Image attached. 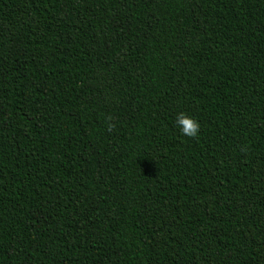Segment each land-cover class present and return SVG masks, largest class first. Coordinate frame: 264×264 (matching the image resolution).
<instances>
[{
	"label": "trees",
	"instance_id": "16d2710c",
	"mask_svg": "<svg viewBox=\"0 0 264 264\" xmlns=\"http://www.w3.org/2000/svg\"><path fill=\"white\" fill-rule=\"evenodd\" d=\"M0 264H264V0H0Z\"/></svg>",
	"mask_w": 264,
	"mask_h": 264
},
{
	"label": "clouds",
	"instance_id": "9594fccd",
	"mask_svg": "<svg viewBox=\"0 0 264 264\" xmlns=\"http://www.w3.org/2000/svg\"><path fill=\"white\" fill-rule=\"evenodd\" d=\"M108 119L111 120L112 117H108ZM177 124L180 127L182 134L187 137L195 138L200 132L201 126L199 122L185 113H180L178 115ZM108 127L109 131H111L114 128V125L109 124Z\"/></svg>",
	"mask_w": 264,
	"mask_h": 264
}]
</instances>
